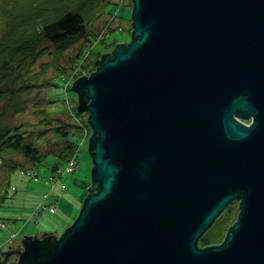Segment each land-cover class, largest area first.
<instances>
[{
	"label": "water",
	"instance_id": "1",
	"mask_svg": "<svg viewBox=\"0 0 264 264\" xmlns=\"http://www.w3.org/2000/svg\"><path fill=\"white\" fill-rule=\"evenodd\" d=\"M131 2V40L71 87L89 192L59 237L26 235L18 264H264V0Z\"/></svg>",
	"mask_w": 264,
	"mask_h": 264
},
{
	"label": "rangeland",
	"instance_id": "2",
	"mask_svg": "<svg viewBox=\"0 0 264 264\" xmlns=\"http://www.w3.org/2000/svg\"><path fill=\"white\" fill-rule=\"evenodd\" d=\"M117 1L120 3L112 12L110 10L89 23L92 43H86L81 50V42H78L63 56L55 55L52 52L54 47L46 43L40 47L47 48L46 52L34 63H30L23 73V78L32 83L34 89L26 98L25 110L20 114L9 112L5 120L10 125L26 123L24 128L27 129V134L32 132L33 139L47 150L58 151V148L54 146L55 135L52 130L45 133L46 140L37 137V134L46 129L40 123L42 115L36 114L38 109L47 110L48 116L77 124L84 123V137L79 140L78 163L73 171L69 169L71 160L55 164L54 156H48L43 163L34 165L20 154L15 158L22 164V168H0V227L5 226L0 230V240H3L0 257H3L2 250H6L10 243L13 242L14 247L21 245L26 235L41 236L40 231L43 230L56 231L57 233L50 234L59 237L79 215L84 198L89 192L86 187L92 183L93 160L89 151L92 130L89 131L86 113L74 111L78 95L71 87L79 76L92 72L91 69L84 68L86 64L95 60L96 66V61L104 53L113 50V47L105 44L113 42L117 45L131 40L133 5L130 0ZM90 50L100 52L101 56L91 54ZM72 58L74 61H71ZM60 68H64L65 72H60ZM43 180L47 188L41 191L38 188ZM51 204H54V210H50ZM228 208L231 209L232 217L226 218L222 213L206 232L207 237L214 239L223 232L228 221L239 212V201L235 200ZM9 232L15 233L14 238L6 235Z\"/></svg>",
	"mask_w": 264,
	"mask_h": 264
},
{
	"label": "trees",
	"instance_id": "3",
	"mask_svg": "<svg viewBox=\"0 0 264 264\" xmlns=\"http://www.w3.org/2000/svg\"><path fill=\"white\" fill-rule=\"evenodd\" d=\"M118 4L117 0H0V168H22L15 158L19 154L34 165L43 163L48 156H54L55 164L78 156L79 140L84 137L80 125L48 116L45 109L36 111L37 115H42L40 123L46 126L37 137L46 140L45 133L52 130L55 135L54 146L58 148L56 151L47 150L33 139L32 132L27 134L24 128L26 123L10 125L5 118L9 112L20 114L26 108V98L34 88L32 83L23 78V73L30 63L46 52L47 48L40 47L49 43L54 47L52 52L55 55L63 56L71 46L81 42L82 50L86 43H92L89 23L110 10L112 12ZM105 45L113 49L116 47L113 42ZM91 54L101 56L100 52L93 50ZM85 67L93 72L96 69L95 60ZM59 70L65 72L64 68ZM74 111L78 113L77 105ZM223 213L226 218L232 217L230 208ZM237 216L238 213L228 221L217 238L212 239L205 234L199 246L220 243ZM2 242L0 240V245Z\"/></svg>",
	"mask_w": 264,
	"mask_h": 264
},
{
	"label": "flooded vegetation",
	"instance_id": "4",
	"mask_svg": "<svg viewBox=\"0 0 264 264\" xmlns=\"http://www.w3.org/2000/svg\"><path fill=\"white\" fill-rule=\"evenodd\" d=\"M23 250L22 244L16 245V247L11 245L6 250H2L3 257H0V264H18L19 255Z\"/></svg>",
	"mask_w": 264,
	"mask_h": 264
},
{
	"label": "built area",
	"instance_id": "5",
	"mask_svg": "<svg viewBox=\"0 0 264 264\" xmlns=\"http://www.w3.org/2000/svg\"><path fill=\"white\" fill-rule=\"evenodd\" d=\"M81 124V123H80ZM87 133V132H86ZM69 169L70 171H73V169L77 166V160L75 158H73L70 163H69ZM61 172V171H60ZM50 210H54V207L53 205H50L49 206Z\"/></svg>",
	"mask_w": 264,
	"mask_h": 264
},
{
	"label": "crops",
	"instance_id": "6",
	"mask_svg": "<svg viewBox=\"0 0 264 264\" xmlns=\"http://www.w3.org/2000/svg\"><path fill=\"white\" fill-rule=\"evenodd\" d=\"M46 188H47V185H45L44 180L41 181V185L39 186L38 190L43 191V190H45ZM8 234H10V232L7 233L6 235H8ZM6 235H5V236H6Z\"/></svg>",
	"mask_w": 264,
	"mask_h": 264
}]
</instances>
